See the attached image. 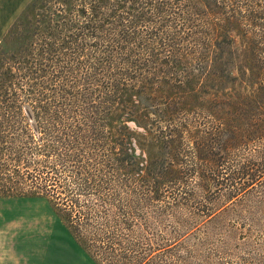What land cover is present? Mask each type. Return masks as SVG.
<instances>
[{"label": "trees", "instance_id": "trees-1", "mask_svg": "<svg viewBox=\"0 0 264 264\" xmlns=\"http://www.w3.org/2000/svg\"><path fill=\"white\" fill-rule=\"evenodd\" d=\"M263 186L264 0H30L0 40V199L94 264H213Z\"/></svg>", "mask_w": 264, "mask_h": 264}, {"label": "rangeland", "instance_id": "rangeland-1", "mask_svg": "<svg viewBox=\"0 0 264 264\" xmlns=\"http://www.w3.org/2000/svg\"><path fill=\"white\" fill-rule=\"evenodd\" d=\"M29 2L0 0V40ZM233 47L245 48L238 38ZM233 207L222 220L227 225L221 234L210 241L209 250L217 251L213 264H264V186ZM0 264L94 263L46 200L11 198L0 199Z\"/></svg>", "mask_w": 264, "mask_h": 264}]
</instances>
